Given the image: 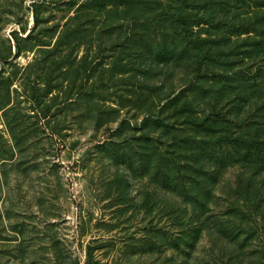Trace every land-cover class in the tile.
<instances>
[{
    "label": "rangeland",
    "instance_id": "374dc122",
    "mask_svg": "<svg viewBox=\"0 0 264 264\" xmlns=\"http://www.w3.org/2000/svg\"><path fill=\"white\" fill-rule=\"evenodd\" d=\"M167 5L0 0V264H182L170 215L187 173L155 159L153 141L164 152L182 137L184 90L260 121L264 77L190 87L195 57L166 62L148 34ZM247 167L223 172L189 264H264V175Z\"/></svg>",
    "mask_w": 264,
    "mask_h": 264
},
{
    "label": "trees",
    "instance_id": "16d2710c",
    "mask_svg": "<svg viewBox=\"0 0 264 264\" xmlns=\"http://www.w3.org/2000/svg\"><path fill=\"white\" fill-rule=\"evenodd\" d=\"M237 10L242 12L236 13ZM149 20L152 23L148 34L166 62L179 63L188 55L195 57L192 88L203 80L216 81L222 87H232V82L237 81L235 87L241 88L239 75L249 74V81L264 77V0H168L167 7ZM235 57L250 60L247 68L236 71L240 63H235ZM187 91L174 98L178 101L176 106L181 104L180 99L184 100L179 112L183 116L182 137L166 141L164 152L155 141L152 146L155 159L164 155L167 165L172 167L174 158L179 172L184 169L187 173L179 193L183 196L182 211L178 214L173 210L170 215L181 220L178 242L183 244L182 264L190 263L208 227L207 212L223 172L239 165L264 175V101L259 106L260 113L255 115L260 117L259 121L250 113L245 116L244 102L230 99L232 105L227 108L217 95H212L207 101L195 103L186 96ZM142 123L144 127L157 126L158 118L150 113ZM165 127L171 130L169 125ZM169 261L176 264L174 256ZM88 264L102 263L90 258Z\"/></svg>",
    "mask_w": 264,
    "mask_h": 264
}]
</instances>
